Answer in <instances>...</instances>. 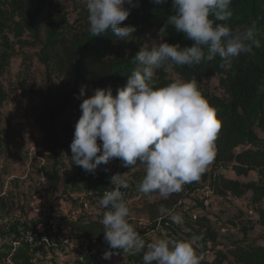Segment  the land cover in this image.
Listing matches in <instances>:
<instances>
[{"label": "clouds", "instance_id": "9594fccd", "mask_svg": "<svg viewBox=\"0 0 264 264\" xmlns=\"http://www.w3.org/2000/svg\"><path fill=\"white\" fill-rule=\"evenodd\" d=\"M166 2L152 0L155 5ZM232 4L233 0H171L175 14L167 15L159 29L163 42L140 47L133 57L135 67L115 96L111 86L98 87L80 104L82 115L70 145L75 165L88 173L116 158L125 168L143 166L139 191L149 198L158 193L168 199L200 179L215 158V140L221 128L218 111L195 78L160 86L156 71L165 66L193 67L217 56L227 62L241 54L254 55V49L264 46L257 38L261 30L256 21L244 30H234L227 23L233 16ZM86 5L91 36L111 32L125 40L136 31L135 26L123 25L137 6L135 0H86ZM170 27L192 41L191 46L164 41ZM87 92L88 85H82L79 97H86ZM258 92H264V84ZM111 184L115 187L105 191L98 202L106 209L101 223L110 249L103 259H111V250L133 255L143 251V264H201L204 254L197 251L199 237L158 238L146 243L129 222L130 209L120 191L128 187L127 182L116 174ZM171 219L182 223L179 214Z\"/></svg>", "mask_w": 264, "mask_h": 264}, {"label": "trees", "instance_id": "16d2710c", "mask_svg": "<svg viewBox=\"0 0 264 264\" xmlns=\"http://www.w3.org/2000/svg\"><path fill=\"white\" fill-rule=\"evenodd\" d=\"M49 2L50 0L8 1L10 11L18 15L15 27L19 34L27 31L33 42L41 45L38 58L45 67L47 87L43 107L37 114L36 122L45 132L43 143L53 153L63 151L69 166L63 169L61 174L54 169L47 171L46 184L56 190L70 170L80 167L71 159L73 154L70 145L74 139L75 125L82 115L79 103L81 85L87 83L92 90L111 86L115 96L117 89L126 84L128 75L135 67L133 57L140 48L132 47L126 57L107 59L112 48L124 40L118 39L111 32L99 37L91 36L89 22L83 31L67 37L64 31L65 16L57 19L48 10ZM232 11L233 16L227 23L234 30H244L252 21H256L261 30V36L257 38L264 44V0H233ZM45 12L46 26L43 28ZM174 14L171 0H167L164 5H155L152 0H139L138 7H132L131 14L123 25L135 26L136 31L133 34L143 26L156 27L159 33L167 15ZM163 39L182 46L192 44V41L185 39L183 33H177L171 27ZM254 52V55L241 54L239 57H231L227 62L221 61L217 56L212 61L193 67L169 68L185 80L195 78L198 81L203 95L210 105L217 109L221 121V128L215 140L216 154L212 162L217 167L210 172L205 171L198 181L192 183L204 182L215 194L234 198H240L250 191L255 200L261 201L264 199V92H258V87L264 84V46L254 49ZM51 67L53 70H50ZM166 68L167 66L156 71L160 86L173 81L168 78ZM55 73L73 79V85L67 82L55 84L52 80ZM215 75L221 76L220 82L229 93L227 99L205 90V79ZM222 167L227 170H222ZM144 175L145 173L143 177ZM93 186L100 189H97L99 195L108 187L102 178L97 179ZM2 189L3 183L0 181V208L6 199ZM157 195L158 193H152L151 197ZM173 202L172 198L163 199L157 204H146L144 209L155 210L157 213L153 216H159L160 210H170ZM255 212L256 217L251 218L264 228V207L258 206ZM101 220H77L72 222V226L78 236L107 244ZM182 223L187 227L190 239L196 236L199 237V243L211 244L209 250L212 257L208 260L204 254L201 264H264V245L261 244L236 243L228 252L219 250L221 248L216 245L220 238L219 230L205 214L196 212L190 219H182ZM19 229V226L14 227L11 231L12 237L7 235L5 239L10 243L14 239V232ZM173 236L175 235H171ZM214 248L219 250L216 251V256L213 255L215 252H212ZM0 261H9L10 264H37L27 243L0 250Z\"/></svg>", "mask_w": 264, "mask_h": 264}, {"label": "rangeland", "instance_id": "374dc122", "mask_svg": "<svg viewBox=\"0 0 264 264\" xmlns=\"http://www.w3.org/2000/svg\"><path fill=\"white\" fill-rule=\"evenodd\" d=\"M8 1L0 0V181L3 183L2 194L6 196L0 208L1 250L9 249L10 244L5 237L7 238V235L12 237L11 231L14 227L19 226L20 229H24L36 220L29 205L34 194L35 183L41 177V172L47 175L48 170L54 169L55 172L61 174L63 169L69 167L68 159L63 151L58 150L53 153L43 143L45 132L40 127L41 141L39 138L34 140L28 148H21L19 144L14 145L11 142L14 124H37L36 117L43 107L47 83L45 67L38 58L41 45L33 42L29 32L24 31L19 34L15 27V22L19 18L17 14L10 11ZM135 3L136 8L139 0H135ZM48 10L57 19L62 15L65 16L64 31L67 37L83 31L87 25L86 0H50ZM42 25L45 28L46 12L43 14ZM153 42H162L157 28L143 26L138 32L126 38L123 43L115 45L107 59L126 57L132 47H151ZM50 70L53 68L51 67ZM165 72L173 81L183 79L169 67L165 69ZM220 79L219 75L207 77L204 81L205 90L227 99L228 90L222 85ZM52 80L55 84L67 82L72 86L74 83L73 79L65 78L58 73L52 75ZM85 84L88 85V92L86 97H80V104L83 99L94 94L89 84L82 85ZM32 146L35 147L37 156L42 160L37 158L31 160L29 148ZM214 167L217 166L211 163L205 171L210 172ZM222 170L227 169L222 167ZM68 173L56 190L47 185L46 198L43 201L46 208L53 214L52 216L65 227L70 228L76 219L81 220L87 216H93L87 214V210L91 207L92 214L99 217L100 198L97 196L98 191L96 194V190L92 188L93 183L102 178L108 186H115L111 184V177L121 174V179L125 180L128 185L127 188L121 187V190L130 209L129 222L134 225L146 243L161 238L158 231L162 232L163 238H170L175 234V239H190L187 227L184 224L179 223L178 225L173 222L171 215L179 214L182 219H190L194 213L199 212L208 216L211 223L218 228L220 238L216 245L221 248L219 250L228 252L236 243L264 245V228L257 225L256 220L246 213L248 209L256 210L258 206L264 207V199L255 200L250 191L240 198L220 196L214 193L210 195L206 203L204 182L186 184L180 192L173 193L169 197L174 200L170 210L166 209V212L160 210L161 215L153 216L157 212L144 209V206L148 203L157 204L163 199L159 195L151 199L139 191V181L143 179L145 173L143 166L134 169L125 168L122 166V161L116 158L107 165L98 166L94 173H88L82 167L70 170ZM252 175L254 176V173ZM83 195L89 198L87 199L89 204L87 210L83 209L81 201ZM61 204H64L63 207ZM73 211L76 212L75 216ZM141 221L144 222L141 223ZM199 245L198 253L206 254L211 244L199 243ZM219 250L214 248L213 255L216 256L218 253L216 251ZM52 255L53 257L47 260V264H73L69 261L63 262L58 254ZM121 255V258H115L114 262H116L113 264H143V251L134 255L123 253ZM0 264L10 263L0 261Z\"/></svg>", "mask_w": 264, "mask_h": 264}, {"label": "built area", "instance_id": "2783aa9c", "mask_svg": "<svg viewBox=\"0 0 264 264\" xmlns=\"http://www.w3.org/2000/svg\"><path fill=\"white\" fill-rule=\"evenodd\" d=\"M35 147L29 148L31 160L34 158L40 159L36 154ZM43 165V164H42ZM42 167V166H41ZM115 186L106 187L99 195L101 199L105 191L112 190ZM46 176L44 172H41V177L35 183V190L30 202V208L32 209L36 220L33 221L31 230L22 234H17L10 242L12 247H17L23 243L31 244L40 249H57L61 252L72 253L75 256L76 261L79 264H88L92 259L103 260V254L109 251V247L100 246L94 247L89 239L78 236L77 234H71L69 232H63L60 229V223L58 219L53 217L52 213L43 204L46 198ZM120 191L122 192L121 188ZM123 193V192H122ZM206 203L210 195L214 194L213 190L206 185ZM98 198V199H99ZM83 209H89L87 200L82 202ZM104 212L106 209L101 208ZM247 215L250 217L256 214L255 210L248 209ZM195 216H193L194 218ZM103 218V214H102ZM171 238V237H170ZM174 238V236L172 237ZM113 253H122L118 250H111ZM205 254V253H204ZM206 258L211 259L212 255L209 250L206 251Z\"/></svg>", "mask_w": 264, "mask_h": 264}, {"label": "crops", "instance_id": "0c3cea01", "mask_svg": "<svg viewBox=\"0 0 264 264\" xmlns=\"http://www.w3.org/2000/svg\"><path fill=\"white\" fill-rule=\"evenodd\" d=\"M13 130H14V133L12 132L13 136L11 137L12 138L11 142L14 145L15 144H19L20 146L19 145L18 146L21 147V148H24V147L28 148L30 143H34L33 142L34 140L39 138V141H41V139H42V132H41V130H40V128H39V126L37 124H14ZM23 153H24V151H23ZM93 185H94V183H93ZM92 188H93V190L95 189L94 186H92ZM97 189H95L96 190L95 191L96 194L99 193V192L97 193ZM97 196H99V194ZM153 198L154 197H151V199H153ZM83 199L87 200L89 198H87V196L83 195ZM83 199L81 200L82 202L84 201ZM61 205H62L61 207H63L64 204H61ZM75 213L76 212L73 211V215L74 216H75ZM95 213L97 214L98 212L96 211ZM99 213H100L99 217H95L94 213L92 214V207H91V209L87 210V214L93 215V216H87L85 218H82L81 220L88 219V218L102 219L103 211H102L101 208H100ZM75 221H77V219ZM182 224L183 223H181V225ZM178 225H180V224H178ZM31 227H32V223H31L30 226L25 227L24 229L21 228V229L15 231L13 236H15L17 233L22 234L24 232H28L29 230H31ZM60 229L63 232H69L71 234H77L72 225H71L70 228H68V227H65L64 225H61V223H60ZM187 231H188V229H187ZM158 232L161 234V238H163L164 236L162 235V232L161 231H158ZM90 241L92 242V245L94 247H100V246L109 247L107 244H102L101 242H99V241H97L95 239H91ZM11 247L12 246L10 245L9 248H11ZM29 251H30L31 255L33 256V260L37 264H47L48 263L47 260H49V259H51V257H53L52 254H58L59 258H61L63 260V262H68L69 261V262H73V264H79L76 261L74 254L61 252V251H59L57 249H40V248H38L36 246H33V245L29 244ZM121 254L122 253H113L111 259H109V260H105V259L98 260V259L94 258L88 264H113L115 258L116 259H117V257H118V259L121 258V256H122Z\"/></svg>", "mask_w": 264, "mask_h": 264}]
</instances>
